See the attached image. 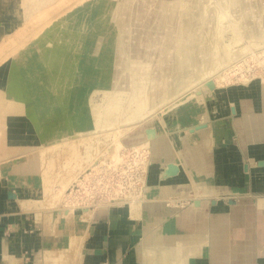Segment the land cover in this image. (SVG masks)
<instances>
[{"label": "crops", "instance_id": "crops-1", "mask_svg": "<svg viewBox=\"0 0 264 264\" xmlns=\"http://www.w3.org/2000/svg\"><path fill=\"white\" fill-rule=\"evenodd\" d=\"M7 1L0 0L2 30L14 15L15 2ZM22 61L0 65V94L28 115L14 121L18 112L0 110V142L7 136L8 150L13 135L29 140L37 130L29 110H37L41 78ZM161 125L138 211L99 205L83 220L81 208L74 210L72 224L84 227L83 237L63 255L64 219L59 233H44L18 205L41 192L32 159L0 156V264H264V78L206 90L203 101L179 103ZM169 162L178 171L162 177Z\"/></svg>", "mask_w": 264, "mask_h": 264}, {"label": "rangeland", "instance_id": "rangeland-1", "mask_svg": "<svg viewBox=\"0 0 264 264\" xmlns=\"http://www.w3.org/2000/svg\"><path fill=\"white\" fill-rule=\"evenodd\" d=\"M13 2H15L13 18L4 23L7 25L6 29L2 30L0 27L5 33L0 41V65L7 63L9 59L17 61L21 57L27 71L41 78L42 92L37 90L35 92L37 110H29V117L34 118L32 124L53 123L57 126L60 121L71 119L73 116V111L68 110L65 100L59 98L55 99L54 103L51 102L48 90L54 85L53 75L59 76L61 83L65 77L70 80L75 75L74 70L85 68L83 75L89 73L91 76L86 84L77 83L88 102L85 107L102 109L109 94L108 89L112 87L108 82V74L113 80L112 85H116L114 77L121 72L123 90L130 88L134 82L144 89L162 75L164 62L174 63L176 56H186L193 52V47L201 46L205 42L209 47L214 41L222 43L226 46L228 55L237 48L240 51V56L235 59V63L233 62L234 67L230 65L220 67L217 73L219 77L213 78V84L217 83L216 87L230 82H246L252 77L264 78V0H240L238 3L235 0H197L193 3L192 0H13ZM228 2L231 4L226 6ZM168 17H176L174 19L179 25L170 28ZM128 53L134 57L130 59ZM69 105L76 107L73 102H69ZM17 108L15 102L0 94V110L4 112L16 110L18 113L10 115L14 121L28 118V115L24 114L25 110ZM30 112L34 114L30 115ZM75 121L80 123L78 118ZM153 122L155 121H147L127 132L121 138L125 146L119 158L113 161L109 157L108 160L111 161L109 160L107 164L97 152L94 153L97 155L93 154L95 157L92 155L93 159L92 156L90 160L87 158L90 162L79 159L77 164L80 165L70 167L69 161L57 154L55 149H46L49 151L43 149L42 155L34 153L30 162L34 164V171L37 173L41 164L47 166L48 174L53 178L49 177L47 182L52 184V191L56 192L53 200L56 199L57 205L60 203L61 207L71 205L75 207L76 213L80 212L82 207L95 210L100 207H95L97 203L104 205L115 198L135 194L137 188L143 185L142 176H145L144 182L147 181L149 169L154 164L149 163L152 152L143 149L135 152L131 146L145 138L143 129L154 125ZM114 135L109 134L110 138L106 139L101 136L99 139L101 142L97 143L104 145V142H110L106 148L112 149L115 145ZM48 154H52L53 157ZM142 164H148L145 172ZM50 166L54 172L48 168ZM76 175L77 177L73 178ZM67 178L73 180L69 186H64L63 182ZM34 182L36 180L27 186H34ZM37 182L35 186L40 189ZM36 196L38 195L32 194L25 199ZM38 203L30 200L28 203L21 201L18 205L24 213L36 209L38 216L42 207L49 206L45 202ZM82 214L80 217L86 219ZM47 222L48 220L45 221L46 227L49 226ZM70 222L72 223V220ZM72 229L74 232V227ZM66 245L67 240L58 247Z\"/></svg>", "mask_w": 264, "mask_h": 264}, {"label": "bare ground", "instance_id": "bare-ground-1", "mask_svg": "<svg viewBox=\"0 0 264 264\" xmlns=\"http://www.w3.org/2000/svg\"><path fill=\"white\" fill-rule=\"evenodd\" d=\"M195 1L197 0H192V3ZM239 1L240 0H235L236 3H238ZM230 4L231 2H228L226 3V6L227 5L229 6ZM208 17L209 16H207V18ZM174 18L176 17H168L170 28H174L177 25H179ZM212 44L213 45L210 47L208 44H206V42L203 43V45L201 46L196 45L195 47H193L192 53H188L186 56H176L175 57L176 60L174 63L164 62L162 64L163 69H164L162 75L158 76V78L155 81L150 82L147 88L145 87L144 89H142V87L140 88L139 85L134 82L130 88L123 90L122 77L120 76L121 72L118 75H115V77L113 76L114 80H116L117 82L116 85H112L113 80H111V77L108 74L107 75L108 82H110L112 87L108 89L109 94L107 95L105 104L103 103L104 104L103 108L101 107L102 109H96V108L92 109L90 106L85 107V104L88 102L84 98L83 90H81L79 88V85H77V83H80L81 85L82 83L86 84L87 80L91 76V74L86 73V72H85L86 74L83 75L85 68H83V70L81 69L74 70L75 75L71 77L70 80H68V78L65 77L64 80L61 81V83L59 81L60 80L59 76L53 75L52 77L54 79L53 80L54 85L50 87V89L48 90L49 91L48 93L50 94L52 98L51 102L54 103L56 101L55 99H59V98L60 100H65L66 103L68 104V110L73 111L72 118L71 119L66 118L63 121H60L59 124H57V126L55 125L56 127L53 125V123H50L48 125L45 123H42V124L35 123L36 124L35 127L37 128L35 136L29 140L22 141V139H20L17 134L13 135L12 139L14 141V144L12 145L9 144L10 145L9 150H8V147H6L3 144L4 143L3 141L6 140L7 136H5V138L3 137L0 142V156L5 155L4 157L6 158L9 155L10 156L13 155V157L11 158L9 157V159H6V160L3 159L5 162H8V163L14 162V161L17 162V161L26 160V159H27L26 161H28L32 159L31 157L32 155H34V153H38V155H42L43 149L45 150L55 149L56 151L55 150H52V151H55L57 154L66 158L69 161L68 162L69 166L74 167L75 165L77 166L80 165V164H77V161L79 162V159L87 160V158H89L90 160V157L94 153L98 152L97 154L100 157H102L105 164H107L110 160V159L108 160L109 157L112 158L113 161H115L116 159L119 158V154H121V151H123L122 148H124L125 145L122 143L121 138L124 135H126L127 132L133 130L137 126L151 120V121L157 122L158 124L153 122L152 124L154 125L145 127L143 129L145 138L142 141H139L138 143H135L131 146L132 150H135V152H137L139 149L147 150L149 152L151 141H153L156 138V136H158V133H159L158 127H161L162 118L165 116H168L169 115L168 113H171V112L173 113V110L176 108V106L179 103L188 102L190 100H199L201 98L203 101L205 91L211 90L210 84H212L213 88L216 87L215 84L217 83L215 82V84H213L214 83L213 78L219 77L217 73L222 68V66L230 65L231 67L232 66L234 67L235 59H237V57L240 56L239 55L240 51L238 50V48L237 50L233 48L234 50H236L234 52L232 51V49H230L233 53L232 54L230 53L228 55L227 48L225 45H223L220 42H216V41L212 42ZM127 49L129 50V48ZM128 56L130 57V59L134 57V56H131L129 53H128ZM75 65L76 64H74V66ZM69 102H73V104L75 103L76 107L74 108L70 106ZM11 112H16V110H11ZM24 114H27L26 110L24 111ZM33 114L34 113L30 112V115H33ZM77 118L80 119V123H77L75 121V119ZM32 121L33 120L31 119V122ZM147 129L154 130L153 136L151 137L146 136L145 131ZM109 134H115L114 135L115 139L114 140L111 139L114 141L113 143L115 144L114 145L112 143L114 145L112 149L106 148L110 142L107 143L106 141L104 142V145L102 144L99 145L100 143L99 144L97 143L101 136L102 137L104 136L106 139L109 137ZM100 146H103V147H100ZM46 151H49V150H46ZM97 154H94V155H97ZM48 155L50 157H53L52 154L51 155L48 154ZM93 156L91 157L92 159H93ZM92 159L91 161L95 160V159L94 160ZM67 160H66V163H67ZM150 161H151V158H150ZM49 165H51V163H49ZM147 165L142 166L144 169V172L146 171ZM40 166H41L39 168L40 169L39 187L41 190L40 195L32 199H24V201L26 203H28L30 200L32 202L48 203L49 206L46 205L47 207H42L43 209L48 208V210L44 209L41 211L42 209L41 208L39 210L38 216H36V212H38L36 211V209L30 212V213H34V218L36 219L38 226L41 229H43L44 233H50V234L57 233V232L59 233V231H57V228H56L57 222L60 220V218L64 219L62 226L60 227L61 228L60 232L67 234L68 238H67V245H66L67 248L61 249V254L63 255L66 250H68V253H69L70 246L72 248H75L77 246V249H78L80 242L82 240V237H83L84 227L74 226L70 222V220H72V217L74 216L75 207H72L71 205H68L67 207L66 206L61 207L60 206L61 203L57 205L58 202L57 203L55 202L56 199L55 201L53 200L54 198L53 196L55 195L56 192L54 193L52 191L53 190L51 188L53 187L52 184L50 182H47L48 178L50 177L47 171L48 169L46 168L47 166L45 164H43V166L41 164ZM51 167L52 166L48 168H50V170L53 171ZM76 177L77 175L73 176V178H76ZM144 177L142 176L141 178V181L143 183L142 187L140 186V188H137L136 193L134 192L135 194L130 193L129 195H126V197L124 198L123 197L118 198V199L115 198V200L113 199L114 201H111V202L109 201L103 206H125L127 208H130L132 212L136 213L139 209L141 200L144 197V195L142 194L143 193L142 189H143V186L145 185ZM50 178H52V176ZM72 180H73L72 178L65 179L63 182L65 183L64 186L65 185L69 186ZM51 182L53 181L51 180ZM48 183L49 185L47 186ZM193 190L195 194H201V191H202L200 189V186H196L195 188H193ZM173 202L175 201L173 200ZM97 206H99L98 203H97ZM31 208L33 207L31 206ZM91 210L92 209H90V207L89 208L82 207L81 214L83 213L85 218L87 219ZM86 219H83V220H86ZM47 220L49 222V223L47 222L49 224L48 227L45 226L46 224L45 221ZM73 227H74V232L72 229ZM49 252H53V251L49 248H46L45 254ZM61 264H70V262L69 260L64 259ZM156 264H161V263H156Z\"/></svg>", "mask_w": 264, "mask_h": 264}, {"label": "water", "instance_id": "water-1", "mask_svg": "<svg viewBox=\"0 0 264 264\" xmlns=\"http://www.w3.org/2000/svg\"><path fill=\"white\" fill-rule=\"evenodd\" d=\"M210 88L213 89L212 84H210ZM145 134L147 137H151L154 134V130L152 129H147L145 131ZM178 171V167L176 164L169 162L166 164V167L164 168V170L162 171V177H168V176H173L177 173ZM195 204H197V201L194 202Z\"/></svg>", "mask_w": 264, "mask_h": 264}]
</instances>
